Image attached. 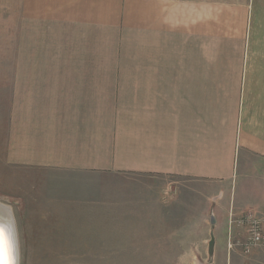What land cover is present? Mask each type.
I'll list each match as a JSON object with an SVG mask.
<instances>
[{
	"label": "crops",
	"instance_id": "crops-1",
	"mask_svg": "<svg viewBox=\"0 0 264 264\" xmlns=\"http://www.w3.org/2000/svg\"><path fill=\"white\" fill-rule=\"evenodd\" d=\"M16 37L9 167L264 185V0H18Z\"/></svg>",
	"mask_w": 264,
	"mask_h": 264
},
{
	"label": "rangeland",
	"instance_id": "rangeland-1",
	"mask_svg": "<svg viewBox=\"0 0 264 264\" xmlns=\"http://www.w3.org/2000/svg\"><path fill=\"white\" fill-rule=\"evenodd\" d=\"M17 19L18 0H0V205L15 220L19 264H264V247L245 254V229L229 230L231 216H264L254 161L236 188L155 176L50 181L9 167Z\"/></svg>",
	"mask_w": 264,
	"mask_h": 264
},
{
	"label": "built area",
	"instance_id": "built-area-1",
	"mask_svg": "<svg viewBox=\"0 0 264 264\" xmlns=\"http://www.w3.org/2000/svg\"><path fill=\"white\" fill-rule=\"evenodd\" d=\"M245 229V240L238 243L245 254L252 253L255 249L264 247V221L254 211H248L240 219H233L229 222L230 232L233 229Z\"/></svg>",
	"mask_w": 264,
	"mask_h": 264
},
{
	"label": "snow or ice",
	"instance_id": "snow-or-ice-1",
	"mask_svg": "<svg viewBox=\"0 0 264 264\" xmlns=\"http://www.w3.org/2000/svg\"><path fill=\"white\" fill-rule=\"evenodd\" d=\"M0 264H14L9 240L2 229H0Z\"/></svg>",
	"mask_w": 264,
	"mask_h": 264
},
{
	"label": "water",
	"instance_id": "water-1",
	"mask_svg": "<svg viewBox=\"0 0 264 264\" xmlns=\"http://www.w3.org/2000/svg\"><path fill=\"white\" fill-rule=\"evenodd\" d=\"M8 226H9V229H10V233H11V244H12V247H11V256L14 260V264H19V247H18V235L16 234L17 233V230H16V224H15V220H14V217H12V221L11 219L9 220L8 222ZM9 233V234H10Z\"/></svg>",
	"mask_w": 264,
	"mask_h": 264
},
{
	"label": "bare ground",
	"instance_id": "bare-ground-1",
	"mask_svg": "<svg viewBox=\"0 0 264 264\" xmlns=\"http://www.w3.org/2000/svg\"><path fill=\"white\" fill-rule=\"evenodd\" d=\"M10 219L12 221V215H11L10 209L3 206V205H0V229H2L4 231V233L6 234L8 240H9L10 246L12 247V244H11L12 240L10 237L11 233H10V229L8 226V222Z\"/></svg>",
	"mask_w": 264,
	"mask_h": 264
}]
</instances>
